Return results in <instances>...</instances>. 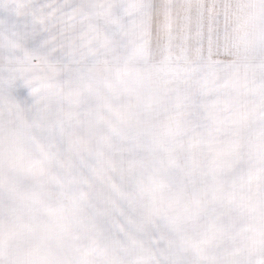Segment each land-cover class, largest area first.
Here are the masks:
<instances>
[{"label":"snow or ice","instance_id":"1","mask_svg":"<svg viewBox=\"0 0 264 264\" xmlns=\"http://www.w3.org/2000/svg\"><path fill=\"white\" fill-rule=\"evenodd\" d=\"M0 264H264V0H0Z\"/></svg>","mask_w":264,"mask_h":264}]
</instances>
